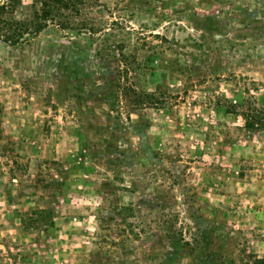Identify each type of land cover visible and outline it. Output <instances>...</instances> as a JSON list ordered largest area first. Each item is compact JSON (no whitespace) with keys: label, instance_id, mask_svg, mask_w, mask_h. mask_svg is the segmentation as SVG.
<instances>
[{"label":"rangeland","instance_id":"374dc122","mask_svg":"<svg viewBox=\"0 0 264 264\" xmlns=\"http://www.w3.org/2000/svg\"><path fill=\"white\" fill-rule=\"evenodd\" d=\"M237 95L264 0H0V264H264Z\"/></svg>","mask_w":264,"mask_h":264},{"label":"trees","instance_id":"16d2710c","mask_svg":"<svg viewBox=\"0 0 264 264\" xmlns=\"http://www.w3.org/2000/svg\"><path fill=\"white\" fill-rule=\"evenodd\" d=\"M43 26H38V29L36 31L40 30ZM230 107L228 109V112L231 113H238L244 118V125L246 128H256V127H264V116L259 113V107L253 106V103L251 100L245 99V98H238V95L236 99L227 100ZM255 103V101H253ZM263 102V101H262ZM264 103V102H263Z\"/></svg>","mask_w":264,"mask_h":264}]
</instances>
